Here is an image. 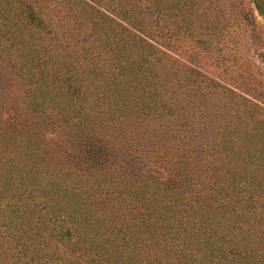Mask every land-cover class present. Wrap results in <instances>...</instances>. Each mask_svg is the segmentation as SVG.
Here are the masks:
<instances>
[{
  "label": "trees",
  "instance_id": "16d2710c",
  "mask_svg": "<svg viewBox=\"0 0 264 264\" xmlns=\"http://www.w3.org/2000/svg\"><path fill=\"white\" fill-rule=\"evenodd\" d=\"M222 3L0 0V264H264V0Z\"/></svg>",
  "mask_w": 264,
  "mask_h": 264
},
{
  "label": "rangeland",
  "instance_id": "374dc122",
  "mask_svg": "<svg viewBox=\"0 0 264 264\" xmlns=\"http://www.w3.org/2000/svg\"><path fill=\"white\" fill-rule=\"evenodd\" d=\"M249 1L250 0H223L222 4H223V6L225 8H228V9L234 11V12L240 13L241 11L246 10V8L249 6ZM259 1L261 2V0H259ZM255 17H256L255 21L258 24H260V23L262 24V19L260 18V16L257 13H255ZM241 24H243V22H241ZM258 29H259L258 26H254V30H253V29H250L249 25H247L245 34L247 35V33L250 32V34L252 36H255L254 33ZM259 38L260 39H254V43H256L255 46L258 45V49L264 51V43L262 41L263 39H262V35H260V33H259ZM249 41H250V39H249ZM247 56H249V58H251V60H253V62L255 63L254 66L256 67V69L257 70L259 69V71H257V74H256L257 78H259L260 80L264 79V69H263V66H264V55L257 56L256 53L249 52V54ZM250 71L252 72L253 68H251ZM232 74L234 75L235 71H232Z\"/></svg>",
  "mask_w": 264,
  "mask_h": 264
}]
</instances>
